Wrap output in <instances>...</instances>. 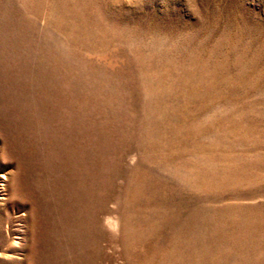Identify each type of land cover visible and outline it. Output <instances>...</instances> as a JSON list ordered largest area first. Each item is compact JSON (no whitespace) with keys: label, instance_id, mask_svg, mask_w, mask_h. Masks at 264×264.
I'll list each match as a JSON object with an SVG mask.
<instances>
[{"label":"rangeland","instance_id":"1","mask_svg":"<svg viewBox=\"0 0 264 264\" xmlns=\"http://www.w3.org/2000/svg\"><path fill=\"white\" fill-rule=\"evenodd\" d=\"M0 264H264V0H0Z\"/></svg>","mask_w":264,"mask_h":264}]
</instances>
